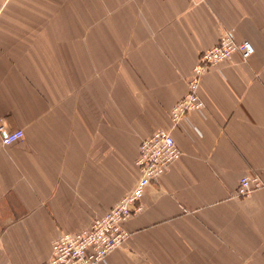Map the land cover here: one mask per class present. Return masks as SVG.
<instances>
[{
  "label": "crops",
  "instance_id": "0c3cea01",
  "mask_svg": "<svg viewBox=\"0 0 264 264\" xmlns=\"http://www.w3.org/2000/svg\"><path fill=\"white\" fill-rule=\"evenodd\" d=\"M225 30L255 53L204 75V113L177 128L199 55ZM0 264H43L129 193L144 139L182 151L100 264H264V0H0Z\"/></svg>",
  "mask_w": 264,
  "mask_h": 264
},
{
  "label": "built area",
  "instance_id": "2783aa9c",
  "mask_svg": "<svg viewBox=\"0 0 264 264\" xmlns=\"http://www.w3.org/2000/svg\"><path fill=\"white\" fill-rule=\"evenodd\" d=\"M255 53L250 41L237 42L232 30H225L215 47L203 51L194 65L188 81V92L172 108L170 122L177 128L191 112L204 113L206 104L199 90L202 78L210 70L239 54L247 60ZM24 136L22 130L8 131L0 121V137L4 146L12 145ZM182 151L170 130L161 129L144 139L139 147L136 165L140 178L135 187L115 203L102 217L87 229L77 233H63L52 242L51 257L43 264H100L120 248L129 238L124 224L143 211L141 204L146 189L158 181L169 167L178 161ZM264 188L259 176H243L233 193L234 198H247Z\"/></svg>",
  "mask_w": 264,
  "mask_h": 264
}]
</instances>
